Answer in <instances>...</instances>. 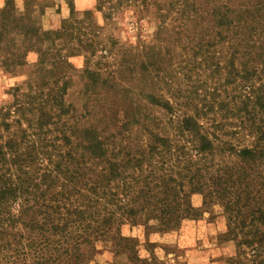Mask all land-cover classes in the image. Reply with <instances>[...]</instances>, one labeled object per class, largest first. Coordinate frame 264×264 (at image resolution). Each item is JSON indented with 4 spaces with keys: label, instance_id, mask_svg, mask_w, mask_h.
<instances>
[{
    "label": "trees",
    "instance_id": "1",
    "mask_svg": "<svg viewBox=\"0 0 264 264\" xmlns=\"http://www.w3.org/2000/svg\"><path fill=\"white\" fill-rule=\"evenodd\" d=\"M157 1L151 0V5ZM251 1L181 0L187 8L214 4L216 7L211 9L217 27L224 33L238 31L240 35L251 28L256 33L262 24L264 0ZM4 15L5 11L0 10L2 27L6 25L1 22ZM184 15L178 19L181 31L197 24L192 13ZM43 36L42 32L38 35L48 39ZM220 37L218 43L227 38ZM225 42L241 48L257 43L249 35L240 36L236 43ZM53 54L40 52L41 56H51L55 65L65 63ZM234 57L228 62L237 71ZM89 59L82 71V77L88 79L83 85L87 93L98 86L101 75L93 70ZM242 70L250 72L245 66ZM250 73L255 75L256 69ZM39 74V80L47 76ZM262 75L264 70L256 76L258 85L252 80L246 84L249 75L239 73L233 77L247 89L246 99L241 102L245 126L238 144L220 138L194 96L180 94V88L168 92V96L153 87L142 92L141 102L148 111L122 115L125 119L121 128L137 126L130 141V134L108 132L92 118L85 124L64 125L58 138H48L43 134L44 127L59 115L56 109L60 113L64 108L58 85L37 104L38 116L32 109L20 112L27 127L22 128L21 121L16 120L18 127L10 132L9 126L0 122V264H89L101 247L125 254L137 264L160 263L149 234L177 227L186 219H198L215 205L221 208L226 221L220 238L233 239L238 255L246 252L243 247L249 248L253 253L251 264H264ZM83 97L87 105L95 99ZM119 117H113V122L117 123ZM1 126L6 131L5 139ZM194 194L201 196L200 206L192 203ZM248 218L255 225L251 224V231H244ZM125 225L142 227L143 242L123 234ZM232 234H240L241 238L236 240L230 237ZM140 246L148 256L141 257ZM238 255L228 260L229 264H244Z\"/></svg>",
    "mask_w": 264,
    "mask_h": 264
},
{
    "label": "rangeland",
    "instance_id": "2",
    "mask_svg": "<svg viewBox=\"0 0 264 264\" xmlns=\"http://www.w3.org/2000/svg\"><path fill=\"white\" fill-rule=\"evenodd\" d=\"M213 6L216 7L203 3L199 8H187L181 0H159L154 5L151 0H3L0 10L5 11V19L1 22L6 25L2 27L0 23V122L9 126L10 132L18 127L16 120L21 121L22 128L27 127L20 112L32 109L38 116L37 104L46 99L51 87L58 85L64 108L60 113L56 109L59 115L44 127L43 134L48 138H58L64 125H81L92 118L108 132L130 134V141L137 126L121 128L125 119L122 115L148 111L141 102L143 91L153 87L168 96V92L180 88V94L194 96L220 138L240 143L245 126L241 102L246 99L247 89L233 77L239 73L249 75L246 84L252 80L258 85L256 76L264 70V13L256 33L252 28L241 35L238 31L224 33L216 25ZM187 12L193 14L197 24L181 31L178 19ZM199 21L202 22L198 24ZM41 32L48 39L39 38ZM246 35L257 42L255 46L246 44L241 48L225 42L236 43ZM220 36L227 37L223 43H218ZM205 44L208 45L203 47ZM94 48L95 54L90 56ZM43 51L53 52V57L60 56L65 63L55 65L51 56L40 55ZM239 55L238 59L234 57ZM232 57L237 71L228 62ZM89 58L93 70L101 75L98 86L87 93L83 85L88 79L82 77V71ZM243 66L250 72L256 69V74L246 73ZM39 73L47 76L39 80ZM263 80L264 75L259 82ZM85 95L95 99L87 105ZM115 116H120L117 123L113 122ZM191 200L195 206L201 205L199 194L192 195ZM225 223L221 208L215 205L198 219H186L177 227L149 234L148 240L156 244L154 256L160 261L156 264H229L228 260L238 253L233 239L220 238ZM251 224L255 222L246 219L244 231H251ZM121 231L144 240L140 226L125 225ZM230 237L239 240L241 235ZM243 248L246 252L237 259L251 264L252 252ZM139 254L149 255L143 246ZM89 264L137 263L129 261L125 254L101 247Z\"/></svg>",
    "mask_w": 264,
    "mask_h": 264
},
{
    "label": "clouds",
    "instance_id": "3",
    "mask_svg": "<svg viewBox=\"0 0 264 264\" xmlns=\"http://www.w3.org/2000/svg\"><path fill=\"white\" fill-rule=\"evenodd\" d=\"M3 4V0H0V5H2Z\"/></svg>",
    "mask_w": 264,
    "mask_h": 264
}]
</instances>
